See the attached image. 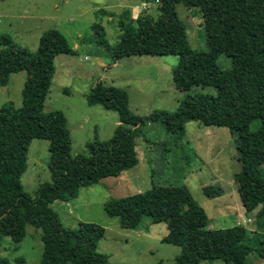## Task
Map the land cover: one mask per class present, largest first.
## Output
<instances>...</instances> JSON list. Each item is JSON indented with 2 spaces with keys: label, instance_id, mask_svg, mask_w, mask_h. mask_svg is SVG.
I'll return each mask as SVG.
<instances>
[{
  "label": "trees",
  "instance_id": "trees-1",
  "mask_svg": "<svg viewBox=\"0 0 264 264\" xmlns=\"http://www.w3.org/2000/svg\"><path fill=\"white\" fill-rule=\"evenodd\" d=\"M141 1L157 3L158 15H142L136 25L121 24V40L110 49L113 60L178 56L172 69L175 87L183 92L211 87L217 95H188L175 112L155 111L139 117L130 109L128 92L98 82L86 94L87 103L115 112L119 124L111 139L88 142L87 155L72 156L66 117L59 111L44 112V105L56 74V59L74 51L55 29L41 35L36 52L1 35L0 86H8L11 76L21 72L27 80L22 107L9 102L0 108V247L6 238L23 242L31 226L42 231L41 264H109V257L98 252L105 228L84 222L77 229L67 228L52 205L77 199L81 189L137 167V139L150 124L162 125L176 141L184 139L186 124L192 121L227 128L242 167L234 176L242 205L248 214L258 210V227L264 228V0ZM179 6L200 10L207 52L191 47ZM97 28H103L94 27L100 34ZM223 55L231 59V69L219 66ZM255 122L260 128L252 131ZM35 139L49 141L51 182L40 185L32 197L24 191L22 178ZM204 194L214 196L206 188ZM105 209L130 229L144 218L166 224L168 235L163 241L181 248L174 264H250L252 255L264 259V233L245 231L240 236L238 228L210 227L206 210L184 185L153 184L142 193L110 198ZM0 264L11 263L0 254Z\"/></svg>",
  "mask_w": 264,
  "mask_h": 264
},
{
  "label": "rangeland",
  "instance_id": "rangeland-1",
  "mask_svg": "<svg viewBox=\"0 0 264 264\" xmlns=\"http://www.w3.org/2000/svg\"><path fill=\"white\" fill-rule=\"evenodd\" d=\"M143 3H147L145 11ZM157 7L155 2L141 0L0 1V36L9 35L16 43L36 52L41 34L55 29L61 32L74 51L72 55H61L56 59L58 72L44 105V112L59 111L66 117L72 138V156L87 155L88 142L111 139L118 125L115 112L87 103L86 94L98 82L128 92L130 109L139 117L149 116L155 111L175 112L188 95H217L211 87H196L190 92L178 90L172 76V69L179 62L178 56L143 55L126 57L119 62L113 60L110 49H114L121 40V24L136 25V20L146 14L156 18ZM178 14L187 27L191 47L207 52V33L202 26L200 10L179 6ZM97 25L103 28H97L100 34L94 29ZM218 64L223 70L232 67L231 59L226 55L218 59ZM26 80L27 74L21 72L11 76L8 86H0V108L9 102L17 108L22 107ZM192 122L189 128L195 124L202 127L200 122ZM215 128L231 137L227 128ZM259 128V122L251 126L252 131ZM233 138L229 148L223 145L227 151L236 149ZM216 141L219 144L228 142L225 134L217 135ZM186 143V135L181 141L173 140L160 124L142 128L137 150L142 161L140 170L148 171L149 184H185L200 205L204 198L226 201L233 215H227V218L230 217L228 221L219 226L214 221L218 217L216 213L208 210L209 218H213L212 228H238L240 236L245 231L248 234L264 233V228L258 227L256 216L246 213L239 205L242 202L235 179L231 186L226 183L203 186L214 193L213 197L205 196V188L201 184L206 178L198 172V168L204 165L202 161L198 162L192 145ZM225 164L230 171L233 167L230 161L223 163L222 167ZM239 168H242L241 165ZM48 182H51L49 141L35 139L29 147L28 169L22 178L24 191L35 197L40 185ZM135 184L138 185L137 181ZM225 195L228 197L224 198ZM111 196L109 187L99 184L81 189L77 199L54 202L52 208L67 228L77 229L81 222L104 227L106 231L98 244V252L109 257V264H174L181 248L163 241L168 235L166 224H154L149 218H144L137 227L127 228L120 217H111L107 213L105 203ZM43 251L42 231L31 226L27 228V237L23 242L15 243L6 238L0 247L1 256L11 264H41ZM248 261L250 264H264V259L255 255L250 256ZM213 264L225 263L216 261Z\"/></svg>",
  "mask_w": 264,
  "mask_h": 264
},
{
  "label": "crops",
  "instance_id": "crops-1",
  "mask_svg": "<svg viewBox=\"0 0 264 264\" xmlns=\"http://www.w3.org/2000/svg\"><path fill=\"white\" fill-rule=\"evenodd\" d=\"M101 64L103 65V63ZM57 72L58 70L56 68V74ZM190 125H191L190 122L186 124V141H187L186 144L189 143L190 145H192L193 150L198 155L197 158L198 162L202 161V164L204 165L198 168V172L200 173V175L206 178V180L204 181L205 183L201 184V186L203 187L206 185L205 187H207V185L211 183L215 185L226 183V185L229 186L231 183L235 182L234 173L239 172L241 170L239 168L240 163L238 161V156L236 154L237 150L235 149V147L233 149L230 148V151H227V149L224 148V146H228L229 148V146L233 142L232 138L234 136L231 134L230 137L226 132H223L222 130H217L215 127H205L202 124H201L202 127H200L198 124H195L193 128H189ZM222 134H225L228 142L226 141L225 143L219 144V142L217 143L216 141V136ZM218 153H222V154L218 156L217 155ZM138 157H139V164L137 167L123 172L118 177H110L109 178L110 180H107L108 178H106L101 181L100 185H107L109 189L112 191V196H111L112 198L132 196L138 193L145 192L152 188L153 184L152 185L149 184L150 176L148 174V171L140 170V167H142V161L139 152H138ZM228 160L233 166L230 171L227 169V164H225L224 167H222V164L227 163ZM135 181H137L138 185L135 184ZM140 182L142 183L140 184ZM205 187H203V189ZM237 193H238V189H237ZM223 197L227 198L228 195H225ZM201 205L202 207H204L207 214H209L208 210L210 212L216 213L218 217L215 218L216 220L214 221H216L217 225L219 226L222 223L228 221L230 217L227 218V215L230 214L233 215V211L231 212L230 210L231 208L227 205V202L221 201L220 198L208 199V200L204 198L203 202H201ZM239 205H241V208L244 209L241 203H239ZM257 213L258 210L254 211L251 214L256 216ZM220 228H224V227H220Z\"/></svg>",
  "mask_w": 264,
  "mask_h": 264
},
{
  "label": "built area",
  "instance_id": "built-area-1",
  "mask_svg": "<svg viewBox=\"0 0 264 264\" xmlns=\"http://www.w3.org/2000/svg\"><path fill=\"white\" fill-rule=\"evenodd\" d=\"M142 9H143L144 11L148 9V8H147V3H143V4H142Z\"/></svg>",
  "mask_w": 264,
  "mask_h": 264
}]
</instances>
